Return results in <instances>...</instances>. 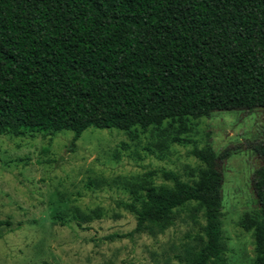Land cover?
<instances>
[{
  "label": "trees",
  "instance_id": "1",
  "mask_svg": "<svg viewBox=\"0 0 264 264\" xmlns=\"http://www.w3.org/2000/svg\"><path fill=\"white\" fill-rule=\"evenodd\" d=\"M259 109L264 0H0V137L70 131L74 146L91 128L185 127L214 112ZM243 149L259 165L257 212L242 227L254 230V264H264V137L220 153L210 143L195 148L201 167L191 182L172 171L163 172L169 186L145 179L121 202L136 227L106 238L133 239L184 216L198 231L188 233L179 263L227 264L224 164Z\"/></svg>",
  "mask_w": 264,
  "mask_h": 264
},
{
  "label": "rangeland",
  "instance_id": "2",
  "mask_svg": "<svg viewBox=\"0 0 264 264\" xmlns=\"http://www.w3.org/2000/svg\"><path fill=\"white\" fill-rule=\"evenodd\" d=\"M263 137L264 109L249 115L214 112L188 120L185 127L166 121L148 130L91 128L74 146L70 131L1 136L0 264H180L182 244L198 227L183 216L163 230L107 239L136 227L135 216L121 202L130 201V189L145 179L157 187L171 185L164 171L194 180L201 167L191 155L195 148L210 143L220 153ZM258 165L249 149L224 164L227 264L255 261L254 230L242 222L257 212L251 178ZM84 215L93 220L79 227L78 217Z\"/></svg>",
  "mask_w": 264,
  "mask_h": 264
}]
</instances>
